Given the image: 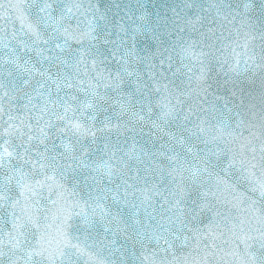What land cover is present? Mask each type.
Listing matches in <instances>:
<instances>
[{
	"label": "water",
	"instance_id": "water-1",
	"mask_svg": "<svg viewBox=\"0 0 264 264\" xmlns=\"http://www.w3.org/2000/svg\"><path fill=\"white\" fill-rule=\"evenodd\" d=\"M118 2L119 9L117 0H84L79 24L77 19L70 21L67 47L73 54L81 53L83 62L78 71L74 67L59 69L70 78L71 87L58 89L48 83L53 101L74 97L70 101L74 111H69L64 121L53 114L63 113L58 102L48 104L46 114L40 112L47 94L42 100L33 88L37 81L43 83V78L35 72L28 76L11 63L19 56L21 65L31 61L29 67L49 70L55 78L58 66H50L35 50L26 51L18 43L20 39L31 43L24 33L28 24L35 23V8L9 10L5 2V15L0 19V59L8 95L0 112V145L20 155L11 160L5 157L0 169L6 197L0 207L4 221V255L0 259L3 264L13 260L23 264L22 249L15 253L11 249L12 232L24 247L36 244L41 237L49 251L60 244L65 248L86 244L78 264H264V241L260 239L264 236V69L255 66L243 71L245 61L251 66L255 60L258 65L264 55L260 36L264 24L257 21L255 28L242 26L243 0L225 4L195 0L191 7H185L182 0ZM256 3V13L250 15L261 19L264 9L259 7L261 0ZM126 6L145 8L159 38H152L151 29L148 34L138 33L136 53L148 56L167 49L171 67L167 62L159 66L158 55L155 61L143 64L130 61L129 70H138L140 81L124 76L117 91L110 87L119 67V56L112 55L113 42L123 37L126 47H131L132 33L117 35L113 21L120 20ZM92 9L99 11L93 15ZM101 14L107 19H100ZM139 15L125 16L120 23L130 30L140 23ZM189 46L187 54L182 52ZM237 61L239 75L229 72L226 76L228 65ZM149 63L157 65L152 80ZM25 78L30 80L27 86L22 84ZM10 81L20 87L10 88ZM93 92L105 99L97 101L94 111L81 110L82 104L95 99ZM25 93L32 95L31 104ZM120 103L126 105V112L121 113ZM149 104L151 120L162 131L150 124L137 125L132 117L142 105L146 112ZM165 104L172 109L168 116H162ZM38 116L43 117L39 123ZM47 120L54 126L45 129L47 155L56 158V167L41 169L37 154L45 152V144L34 139L29 145L26 137L30 131L38 137V127H44ZM69 120L80 123L84 134L74 135L68 129ZM13 122L21 127L23 139L16 130L7 131ZM60 128L65 130L57 135ZM61 140L72 146L76 164L82 158L89 167H76L64 156ZM25 148H29L27 153ZM104 162L116 168L110 180H100L93 170ZM61 165H71L75 171L69 168L62 174ZM20 170L29 174V183L44 181L35 196L30 192L20 195L16 180ZM46 176L52 179L45 180ZM9 177H13L11 182ZM101 211L107 214L102 217ZM83 214L90 216L89 223H84ZM66 218H70L71 227H64ZM14 219L27 226L13 232ZM136 220L141 222L135 225L141 233L146 230L151 234L148 239L137 237L128 226Z\"/></svg>",
	"mask_w": 264,
	"mask_h": 264
},
{
	"label": "snow or ice",
	"instance_id": "snow-or-ice-1",
	"mask_svg": "<svg viewBox=\"0 0 264 264\" xmlns=\"http://www.w3.org/2000/svg\"><path fill=\"white\" fill-rule=\"evenodd\" d=\"M5 2L8 4V9L12 10L15 8L16 10L20 9H32L35 8V23L34 24H28L26 26L27 31L24 33L25 36L29 37V40L31 43H29L28 40L20 39L18 41L19 46L24 48L26 51L35 50L38 57H41L44 62H47L50 66L57 67V72L54 74L55 78H53V75L49 74V70L46 69H36L35 66L29 67L31 64V61L25 60L24 64L21 65L19 63V56H16V59L12 60L11 63L15 64L17 68H21L23 73H27L28 76H31L33 72L37 73L43 78V83L41 81H37V86L33 88V91L36 92V94L43 100L45 97V94H47V100L44 102V106L40 108V112L46 114L48 111V104L55 105L57 102L60 104V106L63 107V113H53L56 116L57 120L64 121L67 119V114L69 111H74L71 107L70 101L74 99V97H68L65 100H59V97H57V101H53L51 98V93L48 89V83L51 82V84L55 85L58 89L63 85L65 87H71L70 78L65 74L62 73L59 69L60 68H67V67H74L79 70V65L82 63V54L77 52L75 54L71 53V50L67 47V33L70 31V21L73 19H77V23L79 24V16L81 15L83 9L82 4L84 3V0H0V19H2L5 15ZM185 7H191L195 0H182ZM228 0H217V3L225 4ZM117 9H119L120 5L117 0L116 3ZM261 9H264V0H261V3L259 5ZM257 10V3L256 0H243V13L239 14L242 26H246L248 28H255L256 22L258 21L261 24H264V17L261 19H257L256 16L250 15V13H256ZM99 9H92L93 15H95ZM219 13V8L217 9ZM135 12H140V15L136 17L137 20L140 21V23L132 28L128 29L124 27L123 24L120 23L124 19L125 16L131 17L134 15ZM58 13V15H57ZM118 15L120 13L118 12ZM247 17V19H245ZM100 19L104 20L107 19V16L105 14L100 15ZM113 23L118 28L119 35L120 32H123L125 36H128L129 31H131V36L129 37L132 41L131 47H126V41L121 37L119 41L113 42L115 44V47L113 49L112 55L114 57L119 56V67L117 69L115 79L112 81L110 87L115 88L117 91H119L121 87L122 78L124 76L127 77H135L137 81H140V74L139 71L136 69L129 70L131 67L130 61L135 62L138 61L139 63L143 64L148 61H155L157 58V55L159 56L160 65L163 66L165 62L169 64V67H171V55L168 54V50L164 49L163 51H157V53H149L148 56H139L135 51V43L137 40V34H148L150 33L151 29V23L148 20V13L142 6H136L135 10H133L132 6H126L124 13L121 15L120 20H114ZM189 24L192 23L191 20L188 21ZM67 25V26H66ZM91 28V25H89ZM43 30V32L41 31ZM156 29H151V35L153 39L158 40V36L156 34ZM89 37H92V33L89 32ZM261 39H264V28L260 31ZM64 37V42L61 43V38ZM15 38V35H14ZM2 43V41H0ZM45 45L44 48H40V44ZM191 46L188 48L182 49V52L187 54L190 51ZM13 54H16V49H13ZM45 51L49 52V55L45 56ZM167 57V59H166ZM2 59H0V112L3 111L2 108V101L3 99L8 95V93L5 91V83L2 75ZM259 66L261 69H264V55L260 57L259 64H256V61L253 60L252 65L250 66L247 61L244 62V69L243 71L247 72L250 67ZM87 67V65H85ZM92 67H96L95 60L92 61ZM157 67L155 63H149L150 71L148 73L149 79H154V70ZM241 69L239 67V61L235 65L229 64L228 70L225 72V75L227 76L229 72L235 73L239 75ZM98 75H102L101 73H97ZM11 75V73H9ZM109 76H111V73H109ZM22 84L24 86H27L30 84V80L28 78H25L22 81ZM10 88H18L20 85L15 84L14 82L10 81L9 85ZM149 85H146L148 87ZM261 86L264 87V78H262ZM157 88H159V84L157 82ZM166 88V86H165ZM140 84H137V91H140ZM26 98L28 100V103L31 104L32 102V95L30 93H25ZM93 97H95L94 100H89L81 105V110L89 109V110H95L97 107V101L104 100V97H100L97 93H92ZM235 95V92L233 93ZM241 105L244 103L243 100H241ZM164 109L166 111H162V116H168L171 114L172 109L165 104ZM127 108L124 103H120V111L121 113L126 112ZM151 113V105H147V111L145 112V106L142 105L139 112H133L132 117L135 120V123L137 125H144V124H150L153 129H159V125L151 120L150 117ZM12 117H9V120L12 121ZM38 123L41 119H43L42 116L36 117ZM131 122V121H130ZM23 123V122H22ZM29 129L31 128L30 125L27 126ZM52 129L54 126L52 125L50 120L44 121V127H38L39 136L35 137L31 134V131L28 133L26 140L27 143L30 145L31 142L34 139H38L39 143L45 144V141L49 139L48 132L45 131V129ZM68 129L73 132V134H80L83 135V129L80 123H72L70 120L68 121ZM13 130H16L21 138H24V133L20 126L16 125L14 122L9 124L8 132L9 134L12 133ZM65 129L60 128L56 129V134L60 135L62 132H64ZM131 131L135 132V127L131 129ZM142 131V129H141ZM3 133L0 132V137H2ZM21 147H24L23 144L20 145ZM61 147L64 148V156H67L73 161V164H76V157L73 155V149L70 144H65L63 140H61ZM53 148H55V145H53ZM29 151V148H25V153ZM47 145L45 144V152L44 153H38L39 160L37 163L39 164V167L41 169L46 168H55V160L56 158L54 156L49 157L47 155ZM143 151V149H142ZM19 153L15 151H9L8 147H3V145H0V169L4 167L5 164V157L9 158L11 160L14 156L19 157ZM128 155V154H126ZM134 155V153L132 154ZM139 158V157H137ZM120 163H123V160L118 162V165ZM117 165V166H118ZM89 167L87 162H85L82 158L79 160V164H76V167ZM36 167V164H33V168ZM71 168L72 171H75V167H72L71 165H61L60 171L63 174L64 171ZM99 176L100 180H103L105 177L109 180L111 177L115 174L116 168L112 166L110 162H104L101 164H96L93 169ZM13 177H9V182ZM52 179V177H45V180ZM93 179H97V177H93ZM17 180V187L21 189L20 195L21 196H27L28 193H31V196L36 195V189L41 188L44 186V181H35V183H29V174L24 173L23 170H20L16 176ZM127 196V192H125V197ZM6 197L4 194V189L2 184H0V207H2ZM99 200V198H97ZM147 199V197H145ZM113 200H116V196H113ZM16 203H19L17 201ZM179 203V201H177ZM15 207V205H13ZM97 207H99V204H97ZM93 214H95V209H93ZM107 213L104 211H101V216H105ZM85 224L89 223L90 216L88 214H83L81 217ZM141 222L139 220H136L135 224H129L128 226L130 228H133L136 232L137 237H140L143 235L144 239H148L151 234L148 233L146 230L141 233L139 228H136L135 225H139ZM4 221L3 218L0 217V257H3V236H4ZM27 225H19L17 220H13L12 223V229L13 232L17 230L18 227H26ZM64 227H71L70 218H66V223L64 224ZM22 234V233H21ZM9 243L11 245V249L15 253L16 250L22 249V256L21 260L23 264H78V259L82 257L85 254V248L87 245L85 244L84 247H82L79 244L76 245H69L67 248H65L64 244L57 245L56 249L54 251H49L44 247L43 244V237L40 238L39 241H37L36 244L27 243V246L24 247L20 244V241L18 238L13 236V233H9ZM187 237H185V240ZM260 239L264 241V236H261ZM262 247H264V243H262ZM39 258V259H37ZM0 264H3V260L0 259ZM12 264H20V261L13 260Z\"/></svg>",
	"mask_w": 264,
	"mask_h": 264
}]
</instances>
